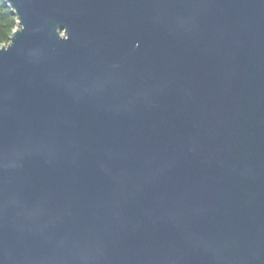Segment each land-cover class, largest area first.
<instances>
[{
	"label": "water",
	"instance_id": "obj_1",
	"mask_svg": "<svg viewBox=\"0 0 264 264\" xmlns=\"http://www.w3.org/2000/svg\"><path fill=\"white\" fill-rule=\"evenodd\" d=\"M0 264H264V0H4Z\"/></svg>",
	"mask_w": 264,
	"mask_h": 264
},
{
	"label": "trees",
	"instance_id": "obj_2",
	"mask_svg": "<svg viewBox=\"0 0 264 264\" xmlns=\"http://www.w3.org/2000/svg\"><path fill=\"white\" fill-rule=\"evenodd\" d=\"M16 27V18L4 0H0V46L7 44Z\"/></svg>",
	"mask_w": 264,
	"mask_h": 264
}]
</instances>
